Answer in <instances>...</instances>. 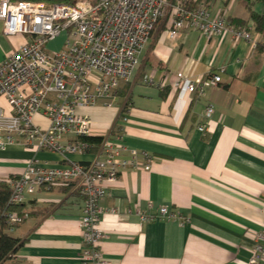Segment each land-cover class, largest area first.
Returning <instances> with one entry per match:
<instances>
[{"label": "crops", "instance_id": "crops-1", "mask_svg": "<svg viewBox=\"0 0 264 264\" xmlns=\"http://www.w3.org/2000/svg\"><path fill=\"white\" fill-rule=\"evenodd\" d=\"M204 1L213 16L243 20L255 35H264L251 17V11L264 13V0ZM171 23L169 11L110 105L100 101L78 110L91 119L90 135L123 144V156L138 153L141 163L108 184L100 202L102 249L111 264H248L255 235L264 230V53L229 33L189 30L170 39ZM27 38L5 34L0 19V62ZM179 72L222 80L199 95L185 85L175 87ZM208 106L214 107L210 117ZM0 107L10 111L3 96ZM34 120L45 128L50 124L42 115ZM203 124L206 131L199 128ZM97 150L68 157L89 162ZM143 154L152 157L148 168ZM32 160L43 167L68 165L58 152L12 144L0 149V180L21 174ZM25 204L31 215L12 231L23 240L15 260L82 264L83 195L41 188ZM161 206L188 221L142 220L143 214H158Z\"/></svg>", "mask_w": 264, "mask_h": 264}, {"label": "built area", "instance_id": "built-area-1", "mask_svg": "<svg viewBox=\"0 0 264 264\" xmlns=\"http://www.w3.org/2000/svg\"><path fill=\"white\" fill-rule=\"evenodd\" d=\"M169 11L170 39L189 30L207 36L229 33L234 40H247L264 53V35H255L247 26H234L225 14L213 16L204 0H0L4 33L28 37L0 62V96L10 106L9 112L0 107V149L22 144L28 149L58 152L68 162L63 167L29 162L24 172L7 179L12 189L10 203L23 205L41 188H68L82 194V264H111L101 245L104 210L100 202L108 194V184L115 182L122 170L140 167L141 163L138 153L124 157L126 147L108 137L91 161L69 159V154H83L93 147L83 139L91 134V119L78 110L100 101L105 105L113 102L121 81L131 78L139 54ZM63 31L67 33L64 47L48 51L45 45ZM221 80L215 74L192 77L179 72L174 85H185L189 93L203 95ZM213 112V106L206 108L207 117ZM36 115L48 118L49 126L38 125ZM199 128L207 130L205 124ZM67 135L74 138L64 142ZM143 158L144 166L150 167L152 157L143 154ZM5 216L14 230L30 214L27 210H11ZM161 217L177 218L183 224L188 221L166 206H161L158 214L141 216L143 221ZM254 241L248 264L264 260V230L255 235Z\"/></svg>", "mask_w": 264, "mask_h": 264}, {"label": "trees", "instance_id": "trees-1", "mask_svg": "<svg viewBox=\"0 0 264 264\" xmlns=\"http://www.w3.org/2000/svg\"><path fill=\"white\" fill-rule=\"evenodd\" d=\"M73 2V0H68ZM251 17L255 22V28L258 32L264 33V13L257 14L251 11ZM236 27L247 26L246 22L240 19H231L230 21ZM126 91V90H125ZM124 91V92H125ZM126 93V92H125ZM84 140L93 145L92 149L99 148L104 137L102 136H84ZM11 186L7 180H0V264H5L7 261H12L13 264H20L19 261L15 260L14 256L23 244V240L12 235L11 225L6 220V213L11 210L24 211L27 210L26 204L19 206H11ZM64 192H67L68 188H63ZM31 215V209L27 210ZM20 225V224H19ZM18 226V225H17ZM15 226V228L17 227ZM14 228V229H15Z\"/></svg>", "mask_w": 264, "mask_h": 264}, {"label": "rangeland", "instance_id": "rangeland-1", "mask_svg": "<svg viewBox=\"0 0 264 264\" xmlns=\"http://www.w3.org/2000/svg\"><path fill=\"white\" fill-rule=\"evenodd\" d=\"M75 1H80V0H73V2ZM66 40H67V33L66 31H63L62 34H60L56 39L49 41L45 45V48L51 52L58 51L64 47Z\"/></svg>", "mask_w": 264, "mask_h": 264}, {"label": "water", "instance_id": "water-1", "mask_svg": "<svg viewBox=\"0 0 264 264\" xmlns=\"http://www.w3.org/2000/svg\"><path fill=\"white\" fill-rule=\"evenodd\" d=\"M40 1H68V0H40Z\"/></svg>", "mask_w": 264, "mask_h": 264}]
</instances>
